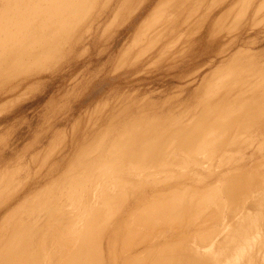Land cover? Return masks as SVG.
Here are the masks:
<instances>
[{
  "label": "rangeland",
  "instance_id": "rangeland-1",
  "mask_svg": "<svg viewBox=\"0 0 264 264\" xmlns=\"http://www.w3.org/2000/svg\"><path fill=\"white\" fill-rule=\"evenodd\" d=\"M112 1L96 31L100 40L93 38L89 42L85 37L70 49L66 43L63 52L43 56L40 63L36 60L32 65L16 64L5 72L0 67V194L5 190L12 192L25 180L36 178L38 183L29 197L38 193L44 204L52 203L53 194L72 181L74 191L69 189L66 198L76 196L80 182H74L73 171L82 166L86 142L93 137L102 140L90 151L91 158L113 143L120 148L132 141L136 145L135 155L130 153L120 166H107L106 162L95 164L98 166L93 169L95 174L89 178L87 188L94 191L99 201L104 193L99 194L95 186L110 178L101 175L106 171L134 172L128 179L131 182L128 188L137 184L145 186L150 180L169 175L177 180L185 167L191 168L190 160L199 173H223L222 178L214 180L223 185L228 183L227 175L237 171L234 173L237 179L252 177V166L264 158V89L241 86L250 75L257 78L264 74V0H217L218 7L211 19L233 8L229 14L225 12L226 17L217 26L214 42L207 41L204 34L194 39L199 44L192 53L181 55L188 57L187 63H171L172 56L178 54L175 49H181L186 41L185 38L174 41L170 29H164L157 45L145 53L138 55L139 44L125 52L156 0L143 3L121 0L118 5L126 7V12L117 18L111 12L116 3L111 4ZM104 4L105 0H98L97 5L69 18L72 23L61 35V50L63 38L68 36L73 40L78 33H84L100 17ZM61 12L62 8L57 6L50 13L57 17ZM163 27L164 24L154 30ZM234 39V46L224 48L216 61L207 65L216 52ZM201 55V61L195 63ZM7 71L15 75L10 76ZM23 79L22 85L19 80ZM230 79L233 89L218 92L214 85L219 81L230 84ZM179 124L183 126L181 130L172 129ZM188 126L192 130L196 128L195 141L206 138L208 150L204 153L208 155L199 154L187 161L186 157L194 151L191 144L194 140L187 144L183 137ZM107 139L109 143H105ZM231 143L237 149L220 154V148ZM256 149L263 150L258 157L253 154ZM144 154L150 157H136ZM173 157L175 162L171 161ZM168 164H176V168L170 170ZM109 180L113 182L114 178ZM5 193L0 195L4 199ZM23 196L20 194L18 201H24ZM81 198L87 201L89 195L83 193ZM116 211L113 207L111 215ZM14 236L12 241L21 238L19 233Z\"/></svg>",
  "mask_w": 264,
  "mask_h": 264
},
{
  "label": "bare ground",
  "instance_id": "bare-ground-1",
  "mask_svg": "<svg viewBox=\"0 0 264 264\" xmlns=\"http://www.w3.org/2000/svg\"><path fill=\"white\" fill-rule=\"evenodd\" d=\"M110 1L105 0L104 11L99 12L100 17L95 18L84 33H78L73 40L65 36L61 50V35L72 23H69V18L72 15L75 18L80 10L97 5L98 0H0V67L5 72L16 64L32 65L36 60L40 63L43 56L63 52L66 43L70 49L84 41L85 37L89 42L93 38L100 40L96 31L103 23L104 14L110 10ZM120 1L113 0L111 3L116 2L111 8L115 18L126 12V7L118 5ZM133 1L143 3L148 0ZM57 6L62 8V12L54 17L50 12ZM216 7L217 0H156L125 52L139 44L138 55L145 53L157 45L164 29H170L174 41L182 38L186 41L181 49H175L178 54L172 56L171 63H187L188 57L181 55L192 53L199 44V40L193 42L194 39L204 34L207 41L214 42V32L227 15L225 11L216 19H211ZM162 24L163 28L154 30ZM235 42L234 39L216 52L207 65H212L224 48L234 46ZM11 73L10 76L15 75ZM253 76L250 75L241 87L264 89V74L257 78ZM24 80H19V83L22 84ZM229 83L219 81L214 86L218 92L232 90L233 80L230 79ZM182 127L179 124L172 129L181 130ZM192 129L190 126L184 129L183 137L187 144L197 134L196 128ZM109 139L105 143H109ZM101 140L93 137L86 142V154L81 157L84 162L73 171V180L80 182L79 187L75 191L76 196H70L69 200L66 196H69V189L74 191L73 181L71 185L57 190L49 205L42 202L38 193L29 197L38 183L36 178L25 180L21 187L12 192H1H6V198L0 196V264H264V158L252 166V177L237 179L234 174L237 171L227 175L228 183L224 185L214 181L222 178L223 173H199L195 171L192 160L188 162L191 168L184 166L186 170L180 177L177 176V180L169 175L161 180H150L145 186L137 184L132 188H128L131 183L128 179L132 178L134 172H102L101 175L114 178V181L108 178L97 183L95 189L99 194L104 193L99 201L94 191L87 188L93 169L98 166L95 164L106 162L107 166H120V162L126 161L130 153L135 155L133 150L136 148L133 141L121 148L113 143L100 149L97 156L89 157L94 145ZM194 141L191 142L194 151L186 157L187 161L199 157V154H209L204 153L208 150L204 136L202 140ZM232 143L222 146L220 154L236 150ZM262 151L256 149L254 157L260 156ZM136 157L150 156L144 154ZM204 159L208 160L209 156ZM175 165L168 164V167L173 170ZM178 173L174 172V175ZM22 193L24 201H18ZM83 193L89 195L87 201L81 198ZM113 207L117 211L111 215ZM22 210H27V213L21 214ZM10 211L12 213L7 215ZM18 233L21 238L12 241Z\"/></svg>",
  "mask_w": 264,
  "mask_h": 264
}]
</instances>
